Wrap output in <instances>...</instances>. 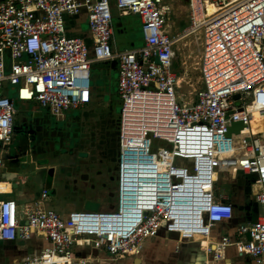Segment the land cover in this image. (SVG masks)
<instances>
[{
  "label": "built area",
  "instance_id": "obj_1",
  "mask_svg": "<svg viewBox=\"0 0 264 264\" xmlns=\"http://www.w3.org/2000/svg\"><path fill=\"white\" fill-rule=\"evenodd\" d=\"M175 1L0 0L1 148L13 141L17 113L4 81L18 85L20 100L37 101L60 118L91 103L93 64L116 60L121 99L114 205L63 215L46 205L47 187L22 205L0 198V241L48 242L12 264H95V250L109 261L136 257L162 229L181 241L199 238L216 260L234 245L264 264V129L252 126L257 117L264 121V0H187L190 21L171 34ZM114 8L140 18V46L114 49ZM83 10L91 44L67 29V16ZM186 37L196 45L203 83L192 102L181 100L174 68ZM222 175L233 182L255 176L251 191L260 211L236 237L213 233L235 215L233 204L217 197Z\"/></svg>",
  "mask_w": 264,
  "mask_h": 264
},
{
  "label": "crops",
  "instance_id": "obj_2",
  "mask_svg": "<svg viewBox=\"0 0 264 264\" xmlns=\"http://www.w3.org/2000/svg\"><path fill=\"white\" fill-rule=\"evenodd\" d=\"M113 10L114 15L117 13L119 14L116 8H114ZM84 22H87L89 26L88 17L85 10L81 11L77 15L67 16V29L69 34L72 36H81L86 40L88 38L90 40L89 43L91 44V33L89 29H85L83 27ZM117 29L118 28L114 26L113 46L115 50H123L120 48L121 46L117 45L115 42V34H119L116 33ZM134 42L135 41L129 42L130 48L128 49L138 47L142 44L141 41L139 44L137 42V44H134ZM107 62L110 63L103 66L109 70L113 69L111 61ZM37 105L41 106L38 102ZM86 106H88V104L81 108H84ZM49 113L53 115L51 113V110H49ZM66 113L60 118H57L54 115L53 116L57 120L61 121L64 120ZM28 120L29 118L26 117L24 122L25 126L28 124ZM20 142V138H18L16 133L13 132V142L9 146L1 148L4 159L17 162V160L13 157L18 156V154L20 153V150L17 148V145ZM12 152L14 154H12ZM34 162L36 163V168L39 169L38 171H40L41 168L45 169L41 174L36 175L37 180L33 175L17 176L15 172L10 168L12 167V165H8L4 161V164L0 167V181L9 184L10 188L9 190L1 192L0 198H14L18 202H20V205L33 200L35 197H37V192L40 193V191H33L28 185H26V183H28L27 179H32L42 188L47 187V183H53L54 185V182L56 181L58 183L62 181L61 183L63 186L67 185L66 192L60 193H63L68 197H66V200L63 201L64 205L62 206V208L57 210L63 215H67L72 210L86 209V201L88 200L97 201L99 205L98 210L108 209L114 205V200L110 202L107 196H112L113 192H116L117 180H115L114 182L111 179V176H109L108 172V174L105 173V175L103 174L99 177V179L101 180L100 183L104 182L105 186L103 188H94L90 187L89 182L80 181L79 178L76 179L75 176H72L70 174L60 177L58 175V172L56 171L51 173L50 168L57 166V164L59 163L57 159L49 158L48 160H46L42 158L40 160L35 159ZM26 173L29 174L27 170ZM242 178L245 179L246 177L243 176ZM74 184L76 185L74 186ZM85 189L86 191H84ZM97 190H100V192L96 193ZM74 195L83 198L82 202L79 204L76 203V196ZM217 197H221L222 199H229L235 206V215L231 220L222 222L213 228V233L216 235L226 233L231 235L232 237H236L237 229L242 223H244V220L250 221L256 216L257 212H259V206L257 207L256 200L247 187H244V189H241L240 187L239 190H234L232 196H229V194L221 195L217 192ZM45 246H48V242L40 236H35L30 240L0 241V264H12L17 259L28 255L37 254ZM94 253L95 255H97L95 264H196L197 261L206 258L210 259L211 264H255V261L252 258H248L239 254L234 245H231L226 249L224 259L216 260L208 256L202 249L199 238L184 239L181 241L179 239V234H177L176 232L166 231L165 229H162L157 236L147 238L144 241L142 252L136 257L123 256L117 258V260L109 261L107 260V258L110 257V255H108L107 253L102 251L98 252L97 250H95Z\"/></svg>",
  "mask_w": 264,
  "mask_h": 264
},
{
  "label": "rangeland",
  "instance_id": "obj_3",
  "mask_svg": "<svg viewBox=\"0 0 264 264\" xmlns=\"http://www.w3.org/2000/svg\"><path fill=\"white\" fill-rule=\"evenodd\" d=\"M115 17L117 18L118 23H126L129 20L128 17H120V14H115ZM170 23L172 26L171 34L180 32L184 25L190 21V12L188 11L187 4L185 0H177L173 3V12L170 15ZM124 26V24H123ZM186 26V25H185ZM83 27L85 29L90 30V26H88L87 22L83 23ZM143 30L141 27V23L134 24L131 27H128V30L124 34H115V42L117 45H120L121 49H128L130 48L129 42L130 41H136L139 43L141 40H143ZM177 56H176V63L178 66L176 67V71L181 77L180 83L178 86L179 95L181 96V100H185L188 102H192L196 98V89H199L203 86L202 80L200 78V70H199V58H198V52L196 50V45L194 44V41L191 37H186L182 41H180L177 45ZM117 79H118V70L117 69H107L103 66V64H97L92 68V76H91V96L92 101L96 100V102H99L100 104L106 105L108 104L115 96L116 90H117ZM4 92L9 97L14 98L15 100V107L17 109L16 113V121H15V130L14 132L20 138L19 135L23 133H31L29 138H35L37 137V127L34 125L32 130L27 127L28 124H32L30 122H34V115L36 113H40L43 118L46 119L48 117L47 115H51L49 113V108L38 106L36 101H25L20 100L18 97V85H13L9 81L3 82ZM91 105L88 104V106ZM52 113V112H51ZM29 118L28 124L26 125L27 129H24V119ZM52 118L54 119L55 123L57 119L52 115ZM60 123V121H57ZM62 123V122H61ZM33 125V124H32ZM33 142V145L35 146L34 151L39 149L37 146V143ZM37 140V139H36ZM1 149V147H0ZM43 159H46L43 157ZM17 160V159H16ZM6 164L12 165L10 167L17 176L19 175H33L36 177L37 172H39V169L36 170H30V164L33 161H30L28 159V156L21 157L18 159V162L11 161L8 159H4ZM39 162V161H37ZM40 165V164H39ZM43 167V166H39ZM29 172V174L26 173ZM113 174V173H112ZM114 175V174H113ZM52 176V175H50ZM114 182L115 179L111 178ZM242 179L238 178L237 182H233V180L227 176L222 175L219 181L217 182V188L216 191L221 195L229 194V196H232L233 191L236 189H240L242 186L241 181ZM28 185L33 191H41L42 187L38 185L34 180L27 179ZM62 181L59 183L56 181L54 182L55 188L53 183H47V187L49 188V197L46 200V203L49 207L54 208L56 210L62 208L63 201L66 200V195L60 192H66L67 185L63 186ZM253 181H251L252 183ZM250 184V182H249ZM76 203H81L83 198L78 197L77 195H74ZM110 202L114 200V196H107ZM86 209L91 210H98L99 205L98 202L95 200H88L86 201Z\"/></svg>",
  "mask_w": 264,
  "mask_h": 264
},
{
  "label": "flooded vegetation",
  "instance_id": "obj_4",
  "mask_svg": "<svg viewBox=\"0 0 264 264\" xmlns=\"http://www.w3.org/2000/svg\"><path fill=\"white\" fill-rule=\"evenodd\" d=\"M114 106L110 102L103 105L93 100L89 106L67 111L64 120H57L60 123H55L52 115H47L36 126L37 140L33 138L39 147L35 151L36 159H57L59 163L50 168L51 173L56 171L60 177L70 174L89 182L90 187L103 188L105 184L100 183L99 177L105 173L117 180L120 114ZM41 126L42 129L38 130ZM112 195L115 196V192Z\"/></svg>",
  "mask_w": 264,
  "mask_h": 264
},
{
  "label": "trees",
  "instance_id": "obj_5",
  "mask_svg": "<svg viewBox=\"0 0 264 264\" xmlns=\"http://www.w3.org/2000/svg\"><path fill=\"white\" fill-rule=\"evenodd\" d=\"M185 2H186V4H187V7H188V11H189V5H188V1L187 0H185ZM121 17V16H120ZM123 17H128L129 18V20L127 21V23H126V26H125V23H118L116 20H117V18L115 17V15H114V18H113V24H114V26H116V28H118L117 30H116V33H119V34H122V33H126L127 32V30H128V27H131L132 25H134V24H138V23H140V18L137 16V15H127V16H123ZM188 23H189V21L185 24L186 26L188 25ZM123 24H124V26H123ZM184 25V27L183 28H185L186 26ZM182 28V29H183ZM136 43V41L134 42V44ZM140 43V42H139ZM138 43V44H139ZM141 43H143V41L141 40ZM137 44V43H136ZM110 62H96V63H94L93 64V66H92V68L94 67V66H96L97 64H103V65H105V64H109ZM178 66V64L176 63V61H175V63H174V68H175V70H176V67ZM114 69V68H113ZM116 69V68H115ZM37 102V101H36ZM110 104L112 105V106H114V107H116V110H117V112L120 114V110H121V99H120V97H119V94H118V90H116V93H115V96H114V98L110 101ZM45 119V118H44ZM40 159H42V158H39V160ZM115 170L117 171V167L115 168ZM240 179H242L241 181H242V183H241V189L243 188L244 189V187H247L249 190H250V193H252V191H251V181H253L254 179H255V176H246V178L245 179H243L242 177L240 178ZM249 182H250V184H249ZM216 188H217V184H216ZM239 190V189H238ZM217 192V191H216ZM228 201H230L229 199H227ZM231 202V201H230ZM232 203V202H231ZM233 204V203H232ZM256 204H257V207L259 206V204L256 202ZM233 206H234V204H233ZM234 209H235V206H234ZM258 209H259V211H260V208L258 207ZM258 213L259 212H257V214H256V216L253 218V219H251L250 221H245L244 220V223H242V224H245V223H249V222H252V221H254L255 219H256V217H257V215H258Z\"/></svg>",
  "mask_w": 264,
  "mask_h": 264
},
{
  "label": "water",
  "instance_id": "obj_6",
  "mask_svg": "<svg viewBox=\"0 0 264 264\" xmlns=\"http://www.w3.org/2000/svg\"><path fill=\"white\" fill-rule=\"evenodd\" d=\"M87 42H90V40L88 38H87ZM111 64H112V67L113 68H116L117 69V62H116V60L111 61ZM39 114L36 113L34 115V118H35L34 119V122H30L33 125L32 124L31 125L30 124L27 125V127L29 126V128L31 130L34 127V125H36V126L38 125V123H39L40 120L41 121L44 120V118L41 115H39ZM24 121H25V119H24ZM14 129H15V122H14ZM24 129H27L26 126H25V124H24ZM41 129H42V126L39 127L38 130H41ZM117 129H118V132L117 133L120 134V115H119V119H118V128ZM29 136H30V132L29 133H23L22 132V134L20 135V141L21 142L17 145V148L20 150V153L18 154V156H14V157L12 156V157L15 158V159H17V162H18V159H20L21 157L28 156V159L30 161H33L30 164V167H29L30 170H36L37 169L36 168V163L34 161L37 158V156H36V153L34 151V149H35L34 148L35 146L33 145V142L34 141H33V138L30 139ZM38 136H40V133H38ZM12 154H14V153L12 152ZM118 156H119V154H118ZM114 160H116V158H114ZM44 170H45L44 168H41L37 175L41 174ZM36 180H37V177H36ZM38 195H39V192H37V196Z\"/></svg>",
  "mask_w": 264,
  "mask_h": 264
},
{
  "label": "bare ground",
  "instance_id": "obj_7",
  "mask_svg": "<svg viewBox=\"0 0 264 264\" xmlns=\"http://www.w3.org/2000/svg\"><path fill=\"white\" fill-rule=\"evenodd\" d=\"M252 126L254 128V130H260V129H264V121L263 120H260L259 117H257L253 123H252ZM0 188L2 189H5V190H9L10 188V185L9 184H6V183H0Z\"/></svg>",
  "mask_w": 264,
  "mask_h": 264
}]
</instances>
